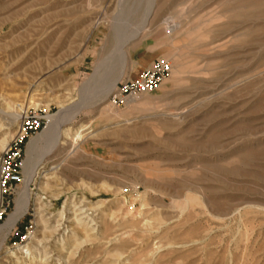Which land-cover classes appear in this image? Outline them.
Listing matches in <instances>:
<instances>
[{
    "label": "rangeland",
    "instance_id": "obj_1",
    "mask_svg": "<svg viewBox=\"0 0 264 264\" xmlns=\"http://www.w3.org/2000/svg\"><path fill=\"white\" fill-rule=\"evenodd\" d=\"M150 2L0 0V141L12 112L79 108L0 264H264V0H156L147 19ZM122 52L119 82L171 73L104 99L91 76L109 56L114 79Z\"/></svg>",
    "mask_w": 264,
    "mask_h": 264
},
{
    "label": "bare ground",
    "instance_id": "obj_2",
    "mask_svg": "<svg viewBox=\"0 0 264 264\" xmlns=\"http://www.w3.org/2000/svg\"><path fill=\"white\" fill-rule=\"evenodd\" d=\"M147 6H148L147 7L148 13L146 12V14H147V19H148L150 17L152 18L153 14H154V9L156 8V0H151L149 5L147 4ZM146 22H147V20H146ZM146 22L144 25L142 22V27L138 26V28L141 27V32H143L144 29L146 28V26H147ZM123 26L124 25H122L121 23H118V24L116 23V25L113 28V31L116 33V35L120 34L119 30H121V28ZM130 35H131V33H130ZM136 36L138 37L139 35H136ZM120 37L121 38H120L119 48H122V46L125 43L127 44V42L134 40L133 38L135 36L133 34V37L131 36V38H129V37L124 38L121 35H120ZM117 48L118 47H116V49ZM120 58H121L120 61H122L123 63L120 62L122 65H120L121 67L118 70L119 73L114 79L112 78L109 80V78H107V77H109V74L106 73V71L103 72V74L98 73V70L101 68V66L104 65L106 63V61H108L109 56H107L106 58H104L100 62V64L97 66V69L95 70V72L91 76V80L92 81L96 80L95 82L99 85L101 93H103L102 96L104 99H106L107 96H109L110 94H112L115 91L117 82H119V80L122 78L123 71H124L123 68H124V64H125L124 61L126 60V55L124 52L121 53ZM98 85H96V86H98ZM92 91H93L92 88L86 89L87 93L92 92ZM99 99H100V97H99ZM93 104H95V103H93ZM89 106H91V105L90 104L87 105V107H89ZM7 109L9 110L10 108H7ZM78 110H79L78 107H76L74 109L71 108V110L62 108L59 112L52 114V115H48L46 117L47 118V127L44 129V131L40 135L37 134L35 137H33L29 141V143L27 145V150H26V159L24 160V167H23L24 168L23 173L25 174L24 186H23V189L19 192L18 198L15 201V208H14L13 212L8 216L5 223L0 227V237H1L0 238V250H1L2 246L4 245L8 234L10 232H12V229H14V226L16 225V223L28 211L29 201H30L29 183L31 182V180L35 176L37 167L43 162V160L46 156L51 155L58 148L61 138L64 136L67 137L68 130L67 129L63 130V127L66 124L68 125V123L71 122L75 118ZM24 113H25V111L21 112V113L12 112L9 115L7 113V115H8V119L11 122H16L21 118V116ZM18 132L19 131H17V133ZM5 146H6L5 145V139H2L0 141V149H3Z\"/></svg>",
    "mask_w": 264,
    "mask_h": 264
},
{
    "label": "built area",
    "instance_id": "obj_3",
    "mask_svg": "<svg viewBox=\"0 0 264 264\" xmlns=\"http://www.w3.org/2000/svg\"><path fill=\"white\" fill-rule=\"evenodd\" d=\"M171 70L169 61H156L137 79L119 82L112 95L113 102L122 103L126 98L144 95L154 90L171 73ZM46 125V115L41 111L25 110L18 120L19 132L0 151V220L11 204V196H14L23 181L24 139L36 136Z\"/></svg>",
    "mask_w": 264,
    "mask_h": 264
}]
</instances>
